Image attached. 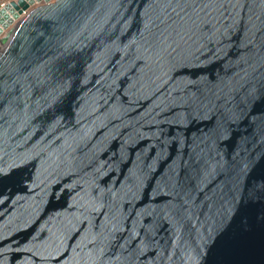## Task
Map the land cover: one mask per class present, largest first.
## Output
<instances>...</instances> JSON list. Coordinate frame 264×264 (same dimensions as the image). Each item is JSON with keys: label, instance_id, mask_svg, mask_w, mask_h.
<instances>
[{"label": "water", "instance_id": "1", "mask_svg": "<svg viewBox=\"0 0 264 264\" xmlns=\"http://www.w3.org/2000/svg\"><path fill=\"white\" fill-rule=\"evenodd\" d=\"M34 2L0 9V264H264V0Z\"/></svg>", "mask_w": 264, "mask_h": 264}, {"label": "built area", "instance_id": "2", "mask_svg": "<svg viewBox=\"0 0 264 264\" xmlns=\"http://www.w3.org/2000/svg\"><path fill=\"white\" fill-rule=\"evenodd\" d=\"M11 1H12V0H0V9L4 8L5 6H7ZM45 2H46V0H35V2L32 3L28 9H25V10L23 11V13H22V14L20 15V17L15 21V23H16L19 19H21V18H23L25 15H27L33 7H35V6L39 5V4L45 3ZM13 25H14V24H12V26H13Z\"/></svg>", "mask_w": 264, "mask_h": 264}, {"label": "rangeland", "instance_id": "3", "mask_svg": "<svg viewBox=\"0 0 264 264\" xmlns=\"http://www.w3.org/2000/svg\"><path fill=\"white\" fill-rule=\"evenodd\" d=\"M0 37H1V35H0Z\"/></svg>", "mask_w": 264, "mask_h": 264}]
</instances>
